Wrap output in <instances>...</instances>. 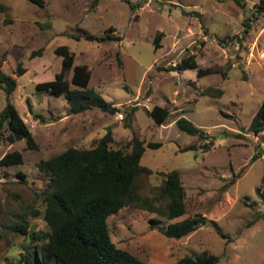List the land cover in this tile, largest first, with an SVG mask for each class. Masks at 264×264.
Listing matches in <instances>:
<instances>
[{"label":"rangeland","instance_id":"obj_1","mask_svg":"<svg viewBox=\"0 0 264 264\" xmlns=\"http://www.w3.org/2000/svg\"><path fill=\"white\" fill-rule=\"evenodd\" d=\"M258 1L0 0V69L16 77L11 100L37 142L36 148L24 138L9 142L6 129L0 130V157L14 149L23 155L21 163L0 164V264H16L31 233L49 230L40 197L48 174L40 163L69 146L89 147L107 130L114 147L129 149L134 135L161 142L146 146L141 156L153 170L139 176L142 193L157 191L171 169L180 171L186 191V212L172 219L133 205L111 214L110 236L119 247L148 264H170L204 250L218 257L217 264H264V129L255 134L250 127L264 98V14L253 15ZM159 31L161 46L155 49ZM87 33L118 38L91 40ZM60 44L88 65L89 86L119 110L95 106L69 113L64 95L36 88L61 70L54 52ZM190 54L217 72L169 69ZM207 86L223 93L204 94ZM6 102L0 87V112ZM155 104L170 108L162 123L148 111ZM181 115L207 136L179 129L175 120ZM189 144L195 147L184 149ZM196 213L205 222L185 236L169 237L159 228ZM18 223H25L26 232L16 229Z\"/></svg>","mask_w":264,"mask_h":264},{"label":"trees","instance_id":"obj_2","mask_svg":"<svg viewBox=\"0 0 264 264\" xmlns=\"http://www.w3.org/2000/svg\"><path fill=\"white\" fill-rule=\"evenodd\" d=\"M31 1L40 5L45 2ZM3 7L0 4V8ZM261 14H264V0H259L253 7L254 17L258 18ZM243 23V32L246 33L250 27V19H245ZM71 35L77 38L80 36ZM161 36L162 32L159 31L153 38L155 49L161 46ZM85 37L91 40L118 38L110 34L99 37L92 33L85 34ZM54 52L60 56L61 70L53 79L36 82L38 90L50 91L57 96L64 95L69 113H78L95 106L108 112L119 110L112 101L106 100L99 91L89 86L91 71L88 65L76 62L74 52L67 45H57ZM40 53L41 49L34 50L32 55ZM171 68H196L197 75L217 72V69L212 67L199 66L195 54L182 58L169 69ZM16 71L18 74L25 71L21 62L17 63ZM68 72H71L69 78ZM16 85V77L0 69V87L7 99L0 112V130L6 129L5 138L9 142L24 138L28 147L36 148L37 142L29 125L11 100ZM203 93L219 96L223 89L207 86ZM28 107L33 112L30 102ZM148 111L157 123H162L170 114L168 106L159 104L153 105ZM34 115L41 116L38 113ZM175 123L179 129L199 138L207 136L203 128L183 115L176 118ZM250 127L255 134L264 129V98L252 118ZM112 141L111 130H107L89 147L69 146L40 163L41 168L48 174L40 197L42 217L49 230L46 233H31L30 242L20 253L16 264H148L136 254L119 247L111 239L107 218L128 205L156 211L168 219L178 217L186 212L185 187L180 171L171 169L163 172L164 179L157 191L151 194L142 193L139 176L153 170L141 163V156L146 146L156 147L161 145V142H145L134 135L128 142L130 148L124 149L112 146ZM212 143L213 140L210 139L201 145L207 149ZM193 147L194 144H189L184 149ZM22 161V152L17 149L7 151L0 157L2 165ZM262 182L264 183V175ZM204 217L196 213L160 225L159 228L169 237L180 238L204 223ZM157 220L156 217L151 218L154 224ZM15 227L26 232L25 223H18ZM217 230L222 236H229L219 228ZM217 260L215 254L204 250L183 255L170 264H217Z\"/></svg>","mask_w":264,"mask_h":264}]
</instances>
